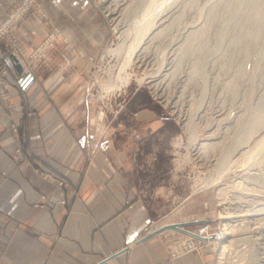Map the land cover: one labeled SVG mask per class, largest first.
<instances>
[{
  "label": "rangeland",
  "instance_id": "rangeland-1",
  "mask_svg": "<svg viewBox=\"0 0 264 264\" xmlns=\"http://www.w3.org/2000/svg\"><path fill=\"white\" fill-rule=\"evenodd\" d=\"M65 1L70 4L72 0ZM18 3L16 0L0 23ZM84 3L96 9L105 22L99 50L89 54L79 50L42 0H31L11 31L13 41L3 42L6 50L20 55L25 52L16 71L22 66L38 70L52 49L59 43L67 45L74 53L72 65L86 71L81 90L99 109L104 123L99 128L100 137L126 127V119L137 114L128 110L131 101L140 104L148 95L161 104L170 116L166 125L170 135L158 146L166 154L169 184L164 190L144 189L158 202L155 227L199 219L183 225L193 230L204 222H225L230 226L226 253L221 254V245L212 254L199 252L204 263L264 264V146L259 149L264 141V0ZM151 6L160 12L144 39L141 56L118 73L122 58L108 49L128 43L135 21L142 17L139 14ZM33 11L45 22L46 31L28 49L19 39V29L23 17ZM116 25L124 30L122 35ZM161 28L163 31L157 33ZM162 61L156 79L138 80L151 71L156 73ZM2 68L0 61V71ZM125 71L131 77L115 86L114 80L120 73L126 75ZM11 77L6 76L9 92ZM22 97L29 100L27 91ZM12 100L15 102L13 95ZM204 141L207 146L202 145ZM171 230L163 232L161 238L169 256L175 258L181 254H175V245H168Z\"/></svg>",
  "mask_w": 264,
  "mask_h": 264
},
{
  "label": "crops",
  "instance_id": "crops-1",
  "mask_svg": "<svg viewBox=\"0 0 264 264\" xmlns=\"http://www.w3.org/2000/svg\"><path fill=\"white\" fill-rule=\"evenodd\" d=\"M52 1L42 0L65 34L82 52L96 53L105 37L99 12L84 0ZM15 2L0 0V21ZM45 31L29 12L19 39L31 49ZM58 45L32 81L10 86L15 113L0 103V264H205L197 251L171 258L163 232L147 236L157 227L158 202L144 189L169 184L158 148L170 135L165 108L148 95L131 101L128 110L137 114L126 127L100 137L99 109L81 90L86 71Z\"/></svg>",
  "mask_w": 264,
  "mask_h": 264
},
{
  "label": "built area",
  "instance_id": "built-area-1",
  "mask_svg": "<svg viewBox=\"0 0 264 264\" xmlns=\"http://www.w3.org/2000/svg\"><path fill=\"white\" fill-rule=\"evenodd\" d=\"M30 1L31 0H19L20 3H18L16 8L2 23H0V61L3 66L0 71V102H2L3 106L12 114L15 113L16 108L14 101L12 100V94L8 91L9 83L6 80V76H12L11 78H14L12 79V83L21 87L22 83H27L33 80L34 72L28 66H22L19 71H16L17 66L21 61V57L22 55H25V52H21L22 55H20L13 51L6 50L3 46V42H5V40L13 41L12 39L14 36L11 31L15 28L20 17L24 14ZM50 39L52 42L53 37L51 36ZM29 75L32 76L29 77ZM11 128L15 134H19L18 124L16 122L11 123ZM44 176L51 181L58 182L61 186L67 185V181L64 178H58L50 173H45ZM61 202L65 203V199H62ZM169 229H165L161 232H166ZM193 230L197 231L202 236L196 238L186 235L180 230H171L168 237V245H175V254H183L190 251H198L203 254L211 252L210 254H212L227 236L226 225L225 222L222 221L204 222L198 228Z\"/></svg>",
  "mask_w": 264,
  "mask_h": 264
},
{
  "label": "bare ground",
  "instance_id": "bare-ground-1",
  "mask_svg": "<svg viewBox=\"0 0 264 264\" xmlns=\"http://www.w3.org/2000/svg\"><path fill=\"white\" fill-rule=\"evenodd\" d=\"M158 11L160 12V10H157V8L155 6H151L148 7L144 10V12L140 13L139 15H141L142 17L140 19H137L135 21L134 24V31L132 32V34L130 35V41L128 43H119L116 46H112L108 49V51L115 53L116 55L118 54L119 57H121V61L120 63H118V65L120 66V70L119 71H124L127 70L126 68L128 66H130L132 63H134L136 61V59H139L140 55V51L145 47L144 46V39L146 38V35L148 33H150L152 27L155 25L156 21V17L158 15ZM134 23V22H133ZM116 31L119 32V35L123 34V29H121L122 27L116 25ZM164 28H161L160 30L157 31V33H160L163 31ZM150 31V32H149ZM167 53V52H166ZM163 56V55H162ZM165 57V56H164ZM119 59V58H118ZM163 60V59H162ZM119 61V60H118ZM164 61V60H163ZM163 61L161 62L158 70L156 73H148L147 75H142L138 77V80L140 82L145 81L146 79L150 78L149 80H154V77L156 75H158L157 73H159V71L161 70V67L163 65ZM117 64V63H116ZM167 65V64H166ZM118 66V67H119ZM117 69V68H116ZM129 69V68H128ZM113 72V71H112ZM126 72V71H125ZM110 73V72H109ZM128 72H126V75L124 73V75L122 73L118 74V77H116V80H114V78L112 77V79L115 81H113L115 83V86H120L122 84V82H124L125 80H129V78L131 77L129 74H127ZM133 74V73H132ZM112 75V74H111ZM115 75V74H114ZM113 75V76H114ZM32 75H29V77H31ZM130 76V77H129ZM153 77V78H152ZM111 79V80H112ZM156 79V77H155ZM105 80V79H104ZM103 81V80H102ZM108 81V80H107ZM159 82V81H158ZM157 81L155 82L156 85H158ZM112 82H110L111 84ZM127 83V82H126ZM158 83V84H157ZM109 85V82L106 83V85ZM105 85V84H104ZM113 85V84H112ZM124 85V84H123ZM105 87V86H103ZM113 87V86H112ZM111 88V86H110ZM158 88V87H157ZM156 88V89H157ZM107 89V88H106ZM161 92L163 93V90H161ZM188 123V122H187ZM189 127V124H188ZM207 141L202 142V145L205 144V146H207ZM204 146V145H203ZM262 146H264V141L263 143L259 145V149L263 148ZM258 149V150H259ZM229 161V160H228ZM226 163V162H225ZM228 164V163H227ZM224 165V167L228 166V165ZM228 167H226L227 169ZM229 169V168H228ZM227 171V170H226ZM225 174L222 173V175ZM219 176V173L215 176V179H217V177ZM214 182V181H213ZM208 183V182H207ZM205 184V183H204ZM206 185V184H205ZM208 186V185H207ZM225 186V185H224ZM225 214V212H224ZM222 215V213H221ZM227 219V218H226ZM182 222V221H181ZM186 222V221H183ZM228 224V223H227ZM226 225V223H225ZM235 227V226H234ZM230 228L229 224L228 226H226V229L228 230ZM174 230H180L181 232L185 233L186 235L192 236V237H196L199 238L202 235L200 233H198L195 230H188L187 228H185L184 226L180 227V228H173ZM234 229V228H233ZM232 230V229H231ZM231 230H229V232H231ZM221 254L224 255V253H226V249L229 247V238L224 239V241L221 244ZM225 251V252H224ZM222 256V255H220ZM223 257V256H222ZM221 259V258H220ZM223 259V258H222ZM229 264V263H228Z\"/></svg>",
  "mask_w": 264,
  "mask_h": 264
},
{
  "label": "water",
  "instance_id": "water-1",
  "mask_svg": "<svg viewBox=\"0 0 264 264\" xmlns=\"http://www.w3.org/2000/svg\"><path fill=\"white\" fill-rule=\"evenodd\" d=\"M192 222H200V220H195V221H186V222H181V221H172L166 224H163L162 226L155 228L154 230H152L147 236H151L154 234H157L165 229L168 228H180L183 225L187 226L188 224H191Z\"/></svg>",
  "mask_w": 264,
  "mask_h": 264
}]
</instances>
